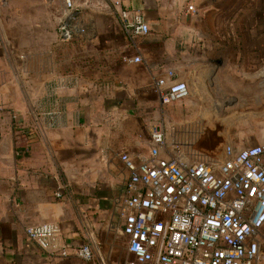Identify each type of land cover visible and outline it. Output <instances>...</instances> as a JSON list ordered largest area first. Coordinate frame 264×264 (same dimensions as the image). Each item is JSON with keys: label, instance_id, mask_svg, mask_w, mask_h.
<instances>
[{"label": "crops", "instance_id": "obj_1", "mask_svg": "<svg viewBox=\"0 0 264 264\" xmlns=\"http://www.w3.org/2000/svg\"><path fill=\"white\" fill-rule=\"evenodd\" d=\"M118 7L141 11L149 33L129 38ZM66 12L61 1H0V264H124L116 201L129 171L120 154L145 153L154 123L211 108L208 94L264 100V81L253 79L264 78V0H93L79 13L85 33L62 43ZM62 75L80 79L61 92L64 116L17 154L45 84ZM158 78L185 82L189 95L161 105ZM47 221L68 245L89 244L92 259L50 254L26 237Z\"/></svg>", "mask_w": 264, "mask_h": 264}, {"label": "built area", "instance_id": "obj_2", "mask_svg": "<svg viewBox=\"0 0 264 264\" xmlns=\"http://www.w3.org/2000/svg\"><path fill=\"white\" fill-rule=\"evenodd\" d=\"M44 1H61L67 11L57 26L60 42L69 43L85 33L79 13L93 0ZM187 10H194L193 5ZM116 17L129 38L150 31L137 9L118 7ZM167 76L172 78L173 71L168 70ZM79 85L74 75L45 84L32 111L33 126L20 130L18 140L23 143L16 147L17 154L26 152L33 131L58 126L65 113L62 90ZM154 90L163 106L189 95L185 82L167 85L164 78L155 79ZM120 160L129 171L124 194L116 201L123 220L120 233L131 255L124 264H264V141L239 148L226 144L220 160H190L176 146H168L166 125L159 121L150 128L147 151L141 155L124 151ZM25 234L50 254L85 261L93 257L89 244L68 245L56 222L29 225Z\"/></svg>", "mask_w": 264, "mask_h": 264}, {"label": "rangeland", "instance_id": "obj_3", "mask_svg": "<svg viewBox=\"0 0 264 264\" xmlns=\"http://www.w3.org/2000/svg\"><path fill=\"white\" fill-rule=\"evenodd\" d=\"M256 68L264 70V59ZM253 79L259 87L260 81H264L261 77ZM207 96L205 105L211 108L179 111L178 116L168 119V146H176L190 160H220L226 144L239 148L264 141V100H260L261 94L258 99L254 94L252 103L240 95Z\"/></svg>", "mask_w": 264, "mask_h": 264}]
</instances>
